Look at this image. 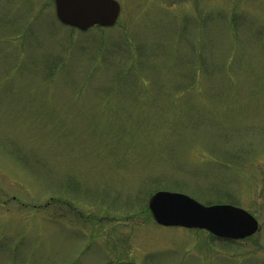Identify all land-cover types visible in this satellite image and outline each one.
Instances as JSON below:
<instances>
[{"label":"rangeland","instance_id":"1","mask_svg":"<svg viewBox=\"0 0 264 264\" xmlns=\"http://www.w3.org/2000/svg\"><path fill=\"white\" fill-rule=\"evenodd\" d=\"M114 1L83 33L0 0V264H264V0ZM156 192L259 229L161 227Z\"/></svg>","mask_w":264,"mask_h":264},{"label":"water","instance_id":"2","mask_svg":"<svg viewBox=\"0 0 264 264\" xmlns=\"http://www.w3.org/2000/svg\"><path fill=\"white\" fill-rule=\"evenodd\" d=\"M54 5L61 24L82 32L113 27L121 12L114 0H54ZM148 208L161 227L206 231L220 240L242 241L259 229L258 222L241 209L206 207L183 194L158 192L149 199Z\"/></svg>","mask_w":264,"mask_h":264}]
</instances>
